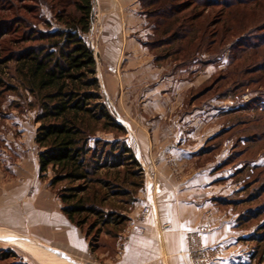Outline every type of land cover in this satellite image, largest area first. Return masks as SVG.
<instances>
[{
    "label": "crops",
    "instance_id": "crops-1",
    "mask_svg": "<svg viewBox=\"0 0 264 264\" xmlns=\"http://www.w3.org/2000/svg\"><path fill=\"white\" fill-rule=\"evenodd\" d=\"M95 11L101 24L92 47L96 77L126 131L123 140L141 169L142 186L122 210L126 222L103 234L107 241L98 248L106 253H91L85 233L47 195L36 201L33 236L92 264L105 257L108 264H257L238 221L243 187L226 163L227 144L219 142L224 128L220 122L212 131L210 108L188 103L212 77L213 64L157 60L153 26L140 0H97Z\"/></svg>",
    "mask_w": 264,
    "mask_h": 264
},
{
    "label": "rangeland",
    "instance_id": "rangeland-1",
    "mask_svg": "<svg viewBox=\"0 0 264 264\" xmlns=\"http://www.w3.org/2000/svg\"><path fill=\"white\" fill-rule=\"evenodd\" d=\"M96 5L97 0H93L92 38L91 42L87 43L95 49L101 34V24L95 14ZM20 6L27 7L28 10H23L19 8ZM18 8L19 10H17ZM52 8H55V5L51 0H7V4H4V0H0V208H3L0 210V224L4 226L0 225V264H61L66 262L64 260L75 264H92L83 262L65 251L47 246L43 241L33 236L30 231L31 222L37 213L38 203L36 201L43 195H47L53 202L58 203L62 211V203L57 191L67 185L66 182H63L55 188L52 187V172H49L45 179H41L39 176V148L35 137L39 126L36 117L41 112L40 101L38 96L28 88L29 83L19 72L20 67L16 61L23 48L46 44V42H38V36L34 35L50 30L66 29V26L56 19L54 14L56 10ZM252 9L253 7L250 10ZM250 10L243 14L245 15L243 19L246 21L243 26L240 25L239 17L236 22H233L237 28L235 33H228L226 37H222L224 34H219L218 27L220 26L208 29L211 34L206 38L204 45H207L209 39L212 43L211 55L209 53L203 56L197 51L196 58L191 60L194 57L192 55L186 59L185 64H180V66L186 64L190 66L194 61H210L209 59L216 61L221 58L219 60L221 62L212 66L213 75L209 79L210 81L196 87L195 91L190 94L188 103L206 110L210 108L208 120L211 130L215 131L216 125H220V122L225 130V133L219 135L222 137L219 142L222 146L224 143L227 144L228 159L232 160L229 163L230 171L236 172L241 169V173L237 176V182L243 187L241 196L243 212L251 210L253 213H258L261 211L251 222L244 225L246 233L244 240L249 243L245 242V246L255 251L257 264H264V236L262 241L255 238L257 233L264 235L263 230L259 231L260 227L264 225V102L262 101L264 100V73L247 74V72L257 71L258 65L264 62V57H261L260 54L254 55L249 48L245 52L240 50V45L245 44V40L253 39L254 33L262 34L260 29L264 25V18L255 19L254 11ZM196 11L204 12L201 8ZM204 15L209 17L210 21H213L212 23L225 21L226 15L231 21V16L229 17L227 11L221 8L206 9ZM217 28L218 32L213 34ZM231 47H234L233 52L230 50ZM222 52L224 54L217 56ZM168 60L174 61L172 58ZM182 60L183 58L180 57L179 61L174 62L184 63ZM224 69L225 71H222ZM241 70L240 80H235L236 78L231 73ZM220 74L225 75L224 80L222 77L217 78ZM259 76L263 80L257 82ZM214 85L211 93H203L204 95L201 96L207 87ZM224 90L230 91L228 97L218 98V95ZM100 93L103 103L112 115L109 110L111 103L103 91V85L100 87ZM193 95H195L194 98ZM255 99L262 100L255 101L256 107L251 104L250 109L242 110L239 114L238 111L241 107ZM112 116L116 120L115 116ZM202 120L203 118H201ZM237 121H240L239 125H235ZM95 134H97L95 138L102 140H111L115 137L113 131L102 130L101 127ZM240 138L245 140L249 138L251 141L247 139L248 141L245 143L239 142L238 144ZM128 169L134 168L126 166L120 171L117 168L102 169L98 175L104 179L114 178L118 175L120 177L118 184H121L123 189L134 193L138 188L134 185L135 181L141 182L143 179L141 169L137 168L140 171L139 177L122 172L128 171ZM92 189L93 185L86 192L90 197L93 195ZM105 191L109 192L108 201L102 204L106 212L113 210L123 212L122 210L128 206L126 200H133L131 195H115L109 189ZM17 209L21 213L19 215L20 222L16 217ZM11 217L15 218V221ZM97 220L95 216L87 217V224L83 226V230L74 226L83 231L85 235L89 231L90 236L87 239L91 253L100 250V253L102 251L106 253L107 249L103 250L98 247L105 240L107 241L103 234L106 235L108 228L115 229L113 226L103 227ZM29 223L31 224L29 225ZM13 226L15 227L13 228ZM92 226L94 227L91 228ZM108 251L109 256L114 254L112 245ZM106 259L107 257L99 258L97 262L108 264L107 261L105 262ZM48 260H50L49 263H46Z\"/></svg>",
    "mask_w": 264,
    "mask_h": 264
},
{
    "label": "trees",
    "instance_id": "trees-1",
    "mask_svg": "<svg viewBox=\"0 0 264 264\" xmlns=\"http://www.w3.org/2000/svg\"><path fill=\"white\" fill-rule=\"evenodd\" d=\"M51 1L55 5L52 9L56 10L54 12L56 19L65 25L66 29L50 30L34 35L38 36V42H46V44L23 48L16 59L20 67L19 72L29 83L28 88L40 101L41 112L36 117L39 126L35 137L39 148V176L45 179L48 173L52 172L51 186L54 188L60 183H67L57 193L62 203V211L71 224L83 230V226L87 224V217L95 216L103 227L118 228L126 222L127 217L120 211H104L102 204L108 201L109 196V192L105 190L109 189L115 195L127 194V196H133V192L123 189L124 187L118 184L120 178L118 175L104 179L98 174L102 169L117 168L120 171L126 166H132L134 169L122 172L132 176L139 177L140 171L137 169L139 165L132 149L123 140L125 129L117 123L103 103L100 84L96 77L95 53L83 38L88 33L93 19V0ZM262 1L140 0V3L143 14L153 26L150 45L156 53L157 60L172 58L174 61H179L181 57L184 62L182 64H185L190 56L194 55L191 60L196 58L197 51L203 56L209 53L211 55L210 40L208 39L207 45H204L206 38L211 34L208 29L220 26L219 34H224L222 37H226L228 33H235L237 28L233 22L239 17L240 25L243 26L246 22L243 14L252 7L250 11H254L255 19L264 18ZM4 4H7V0H4ZM19 8L28 10L27 7ZM198 8L204 12L196 11ZM211 8L227 11L231 21L226 15L225 21L212 23L213 21L204 15L205 10ZM218 28L213 34L218 32ZM260 30L262 34L254 33L253 39L245 40V44L240 45L241 52L249 48L254 55L260 54L264 57V25ZM230 50L233 52L234 47ZM222 54L224 52L217 56ZM220 59H217L218 61L209 59L210 61H205L203 64H216L221 62ZM241 72L242 70L234 71L231 75L238 80ZM256 72L264 73V62L258 65L257 71L247 74L253 75ZM222 74L217 78L222 77L224 80L225 75ZM259 80H263L262 77L259 76L257 82ZM215 85L202 90L201 96L211 93ZM229 92L222 91L218 98H227ZM192 97L194 98L195 95ZM260 100L262 99L248 102L241 107L239 114L242 110L250 109L255 101L260 102ZM239 124L240 121L235 123V125ZM99 127L102 130L113 131L115 137L111 140L95 138ZM223 133L225 130L221 132ZM247 139H238V144L245 143ZM231 161L227 159L226 163L229 164ZM240 173L241 169L236 171V175ZM92 185L93 195L90 197L86 192ZM134 185L140 188L142 183L135 181ZM133 200L127 199L126 203ZM260 212L253 213L251 210L243 212L238 221L244 226ZM261 230L264 232V225L260 227L259 231ZM113 231L108 228L107 234H113ZM255 235L258 241L263 240V233ZM86 236L87 238L90 236L89 231L86 232Z\"/></svg>",
    "mask_w": 264,
    "mask_h": 264
},
{
    "label": "built area",
    "instance_id": "built-area-1",
    "mask_svg": "<svg viewBox=\"0 0 264 264\" xmlns=\"http://www.w3.org/2000/svg\"><path fill=\"white\" fill-rule=\"evenodd\" d=\"M92 26H90V29H89V31H88V35H84L83 36V38H84V40H85V42L86 43H88L89 41L91 42V31L93 30V28H91ZM93 47V46H92ZM143 213L144 214H148L149 213V207H145L144 209H143Z\"/></svg>",
    "mask_w": 264,
    "mask_h": 264
}]
</instances>
